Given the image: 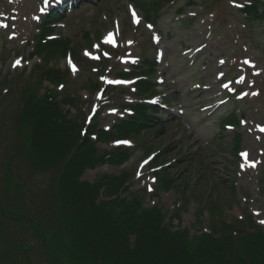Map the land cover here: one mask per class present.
<instances>
[{"label":"rangeland","instance_id":"obj_1","mask_svg":"<svg viewBox=\"0 0 264 264\" xmlns=\"http://www.w3.org/2000/svg\"><path fill=\"white\" fill-rule=\"evenodd\" d=\"M57 1L0 0V264H79L62 167L22 142L29 97L93 145L79 181L115 186L99 202L157 210L192 251L230 239L248 264L243 237L264 234V0Z\"/></svg>","mask_w":264,"mask_h":264},{"label":"trees","instance_id":"obj_2","mask_svg":"<svg viewBox=\"0 0 264 264\" xmlns=\"http://www.w3.org/2000/svg\"><path fill=\"white\" fill-rule=\"evenodd\" d=\"M254 13L256 17L260 15L256 7ZM23 119L30 125L21 136L22 142L32 149L37 165L43 169L62 167L58 189L63 200L60 211H69L68 237L79 264H232V258L225 255L230 239L206 235L192 251L183 234L165 229L157 210L142 211L137 204H116V200L99 202L100 189L109 181L89 185L79 179L84 170L97 166L100 159L95 158L88 139L80 136L79 125L63 122L56 104L29 97ZM114 187L107 186L108 192ZM111 205L117 206V213ZM38 228L42 231V226ZM57 236L60 235L51 237ZM243 242L250 254L248 264H264V234L244 236ZM239 262L243 264L242 259Z\"/></svg>","mask_w":264,"mask_h":264},{"label":"snow or ice","instance_id":"obj_3","mask_svg":"<svg viewBox=\"0 0 264 264\" xmlns=\"http://www.w3.org/2000/svg\"><path fill=\"white\" fill-rule=\"evenodd\" d=\"M235 6L238 7V6H240V5H235ZM133 17H134V19H135V22H136V23H139L138 18H136V14H135V12H133ZM0 26L6 27V25H0ZM151 27H152V26L149 25V28H151ZM157 39H158V38H157ZM108 42H109V43H113V42H114L113 39H112V34H111V33H110L109 36H108ZM87 54H88V53H86V55H87ZM93 58H98V57H93ZM221 63H223V61H221ZM244 63L248 64V63H250V61L245 60ZM16 64L18 65V64H19V61H17ZM69 64H70V66L72 67L73 72L75 73V72L77 71L75 65H73V64L71 63L70 60H69ZM117 83H119V82L117 81ZM224 87H228V85L225 84ZM254 94H255V93H254ZM260 131H261V132H264V128H261ZM243 156L245 157V159H247V157H248V153H247V152L243 153ZM249 166H250V167H254L255 165H254V164H251V165H249ZM260 223H261V224H264V220H261Z\"/></svg>","mask_w":264,"mask_h":264},{"label":"bare ground","instance_id":"obj_4","mask_svg":"<svg viewBox=\"0 0 264 264\" xmlns=\"http://www.w3.org/2000/svg\"><path fill=\"white\" fill-rule=\"evenodd\" d=\"M66 0H61V1H59L58 3H56V6L57 7H61V5H62V2H65Z\"/></svg>","mask_w":264,"mask_h":264},{"label":"water","instance_id":"obj_5","mask_svg":"<svg viewBox=\"0 0 264 264\" xmlns=\"http://www.w3.org/2000/svg\"><path fill=\"white\" fill-rule=\"evenodd\" d=\"M44 1H46V0H44ZM27 249H28L27 247H23L22 251H27Z\"/></svg>","mask_w":264,"mask_h":264}]
</instances>
